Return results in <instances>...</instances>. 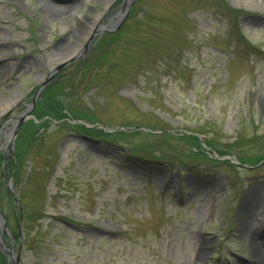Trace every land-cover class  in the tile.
<instances>
[{
	"label": "rangeland",
	"instance_id": "1",
	"mask_svg": "<svg viewBox=\"0 0 264 264\" xmlns=\"http://www.w3.org/2000/svg\"><path fill=\"white\" fill-rule=\"evenodd\" d=\"M121 2L0 0V141L78 56L19 127L18 169L0 148L5 243L20 264H264V163L235 164L264 160V0H130L119 20Z\"/></svg>",
	"mask_w": 264,
	"mask_h": 264
},
{
	"label": "water",
	"instance_id": "2",
	"mask_svg": "<svg viewBox=\"0 0 264 264\" xmlns=\"http://www.w3.org/2000/svg\"><path fill=\"white\" fill-rule=\"evenodd\" d=\"M129 2V0H124L123 5L121 6V9L119 12H117V16L120 18L119 20H122V18L126 15V13L128 12L129 8L126 7V3ZM119 24V23H118ZM111 29H105V31H111ZM90 42V41H89ZM89 43L86 44V46H88ZM73 60V59H72ZM71 59L66 61L65 63L60 64L59 66H57L55 69H53L46 77V79L40 84V86L38 87V89L36 90L34 97L32 99V102L30 105H28L27 110L23 113V115L19 118H17V120L12 124L11 126V130L9 129V140L6 143H10L11 148L13 145V140L18 132V129L20 127V125L28 118V114L30 109L32 108V106L35 104V101L39 95V93L41 92V90L44 88V86L48 83V81L50 80V78L57 73L62 67H64L66 64H68L69 62L72 61ZM8 135V134H7ZM8 138V136H7ZM1 215V214H0ZM0 223L3 226V228H0V252L5 256L6 258V262L7 264H20L19 262V257H20V248H18L17 252L14 253L13 250V243L11 244L10 247H7L1 237V233L2 230L3 231H8L5 223H4V217L0 216ZM18 229V228H17ZM18 233H19V237H20V244H21V234H20V230L18 229Z\"/></svg>",
	"mask_w": 264,
	"mask_h": 264
},
{
	"label": "trees",
	"instance_id": "3",
	"mask_svg": "<svg viewBox=\"0 0 264 264\" xmlns=\"http://www.w3.org/2000/svg\"><path fill=\"white\" fill-rule=\"evenodd\" d=\"M237 10H234V13L235 14H237ZM105 58V54L102 56V59L100 60V62L102 63L103 62V59ZM97 61V60H96ZM54 93H55V95L57 96V94L58 93H61V90H58V91H54ZM45 95V94H44ZM64 95V94H63ZM61 104V103H60ZM48 107H50V106H48ZM60 107V106H59ZM62 107V106H61ZM61 107L59 108V110L61 109ZM51 110V109H50ZM39 111H41L40 109H38V108H36L35 110H34V115H36V117H38V118H40V117H42V116H44V115H42V113H39ZM58 111V109H55L53 112H57ZM42 112V111H41ZM75 117H79L80 115H74ZM82 117H85V116H82ZM52 118H53V116H52ZM61 118H63L62 117V114L60 115V114H55V119H61ZM86 118V117H85ZM86 120H89V119H87L86 118ZM32 124V127H29V128H27L26 129V133H23V142H28L27 143V145H25V146H22L23 148H24V151H25V148H28L27 146H28V144L30 143V141H32L33 140V137H34V135H35V133H36V131H37V127H36V125L35 124H33V123H31ZM82 127V126H81ZM30 128H32V129H30ZM83 128V127H82ZM83 129H85V128H83ZM87 132H88V134L90 135V136H96V135H99V134H102V132H101V130H96V129H85ZM119 133H117V134H104L105 136H108V137H112V136H117ZM186 140L187 141H192V140H194L193 142H196V140L194 139V137H192V136H187L186 137ZM22 142V143H23ZM108 143H111V142H109L108 141ZM196 145H197V142L195 143ZM198 148H199V146H198ZM193 151H195V152H197L196 150H194V149H192ZM20 153L21 154H16L15 153V160H16V167H18V166H20L21 164H20V161H21V159H22V156H23V151H20ZM129 157V156H128ZM193 158H198V154H195V156L193 157ZM264 158V157H263ZM260 159H262V158H260ZM260 159H257V160H255L254 162H257V161H259ZM133 162H135V161H133ZM242 162H244V161H242ZM12 165H13V163H12ZM2 260H5L4 259V257L1 255L0 256V264H1V261ZM3 262V261H2ZM4 264H5V261L3 262Z\"/></svg>",
	"mask_w": 264,
	"mask_h": 264
},
{
	"label": "bare ground",
	"instance_id": "4",
	"mask_svg": "<svg viewBox=\"0 0 264 264\" xmlns=\"http://www.w3.org/2000/svg\"><path fill=\"white\" fill-rule=\"evenodd\" d=\"M56 49V48H55ZM55 51H57L56 52V54L58 53V50L56 49ZM80 50L79 49H75L74 51H72L71 52V54H74V53H78ZM70 54V55H71ZM17 120V119H16ZM11 126L12 125H10V128L9 127H7L6 128V130H5V132L3 133V138H5L4 139V141H3V143H0V147L1 148H6L7 149V144L9 143H6L8 140H9V129L11 130ZM8 134V135H7ZM7 136H8V138H7ZM8 139V140H7ZM6 167V166H5ZM2 237V236H1ZM5 245H6V243H4ZM254 249V248H253ZM255 250V249H254ZM256 251V250H255ZM253 257L255 258V259H257V258H259V257H257V254L255 253V252H253Z\"/></svg>",
	"mask_w": 264,
	"mask_h": 264
},
{
	"label": "flooded vegetation",
	"instance_id": "5",
	"mask_svg": "<svg viewBox=\"0 0 264 264\" xmlns=\"http://www.w3.org/2000/svg\"><path fill=\"white\" fill-rule=\"evenodd\" d=\"M115 12H116V11H114L112 14H114ZM112 14H111V15H112ZM111 15H110V16H111ZM108 20H110V17H108Z\"/></svg>",
	"mask_w": 264,
	"mask_h": 264
}]
</instances>
